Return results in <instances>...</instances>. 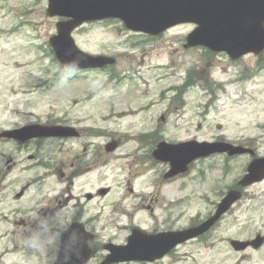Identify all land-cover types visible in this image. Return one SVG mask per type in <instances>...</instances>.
Here are the masks:
<instances>
[{
    "label": "rangeland",
    "instance_id": "1",
    "mask_svg": "<svg viewBox=\"0 0 264 264\" xmlns=\"http://www.w3.org/2000/svg\"><path fill=\"white\" fill-rule=\"evenodd\" d=\"M6 3L4 7L0 3V131L20 124L52 123L60 119L80 128L82 135L75 140L51 139L45 143L42 154L53 163L58 161L47 175L42 167L26 169L29 161H23L22 157L31 148L20 155L13 144L0 142V234L6 228L15 232L7 235L13 240L1 238L0 255L3 249L6 253L0 257V264H14L19 258L26 259L25 264H48L56 235L48 234L45 227L54 223L64 226L77 205L84 206L85 217L92 215L88 221L84 220L87 229L95 232L103 243L121 239L125 224L141 223L152 228L172 215L171 212L184 216L168 219L167 225L185 226L190 222L188 216L197 209L203 216L210 209L199 196L209 193L219 199L222 192L237 182L249 160L247 155L229 159L217 155L198 162L184 177L165 181L162 175L167 168L151 155L159 141H212L224 136L241 140L257 154L264 153V71L251 83L241 79L231 82L237 72L248 73L246 69L254 68L255 58L248 56L233 63L223 55L205 57L201 47L184 48L191 25H178L158 38L130 32L117 21H103L74 32L76 43L82 50L115 56L116 65L111 70L119 74L130 72V79H136L138 86L125 80L121 85L105 84L95 93L104 81L105 74L101 78L100 71L91 73L92 81L74 79L51 84L46 78L51 79L58 68L48 54L40 52L37 44L48 50V39L56 32L57 18L48 15L46 3L41 0L38 3L7 0ZM160 65L164 67L158 68ZM189 69L191 73L201 72L209 81L216 80L215 86H211L214 93L206 92L198 82L181 99L168 87L180 85L183 77L180 81L174 75L163 82L158 80L173 71L184 76ZM142 89L148 93H142ZM239 91H244V95L234 98ZM110 104L115 105L114 112H108ZM162 113L166 120L160 122L159 140L137 136L139 131L151 130L156 115ZM113 140L119 143L118 148L106 152L105 145ZM83 146L91 161L97 159L95 164L81 171L70 169V161L83 152ZM7 158L12 163L8 170ZM18 158L20 162L16 161ZM61 170L64 177L55 173ZM33 174L46 178L44 183L41 180L35 183H41L42 188H21ZM247 188L242 200L213 232V238L198 243V247H188L186 250L193 260L181 264H264V248L237 253L226 241L229 237H254L258 230L264 235V181ZM101 190H106V194L101 195ZM130 190L143 199L133 198ZM180 190L184 193H179ZM18 192H22L20 198H16ZM85 193L90 197L85 198ZM179 194L184 197V204L170 208L168 201ZM20 203L25 208L37 203L32 213L22 214L29 224L27 227L11 225L7 220L6 215H11ZM138 203V209L132 208ZM149 207L155 209L154 213L149 212ZM41 211L45 217L40 216L42 223L34 226L38 230L34 234L30 225ZM110 215L116 217V222H109ZM64 217L67 220L63 222ZM29 231L39 244L38 250L23 246ZM13 243L20 252H7L6 248ZM97 263L94 259L89 262Z\"/></svg>",
    "mask_w": 264,
    "mask_h": 264
},
{
    "label": "water",
    "instance_id": "2",
    "mask_svg": "<svg viewBox=\"0 0 264 264\" xmlns=\"http://www.w3.org/2000/svg\"><path fill=\"white\" fill-rule=\"evenodd\" d=\"M142 0H119L115 3H107V2H95L90 0V4L87 7L89 10H97L98 8L102 10V12L98 14H87V15H75V19L71 22V25L67 28H62L61 32L64 35L69 36V31L72 27H74L77 23H81L86 19H96L100 18V14L109 15H118L128 21V25L132 29L142 30L145 32H149L152 34L158 33L163 30L167 25H172L180 19H185L182 21H194L200 25V28H197L195 32H193L188 38V45H196L203 44L207 45L213 50L221 51L225 50L231 55L239 56L240 54L247 53L249 51L258 52L264 48V30L262 25L264 24V12L256 11V7L248 8L246 11L254 12L250 16L257 14L261 16V19L258 20V24L251 17H244L243 14L238 13L235 9V5L238 4L235 0L230 1L231 11L235 14L232 18V14L228 15L223 12L220 15L221 23L217 27L216 24L213 23V20H208L209 22H202L203 20H196L193 18V12L198 13L200 16V12L203 14L211 13L210 5L208 0H181V2L187 5L191 10L187 13H175L172 14L174 18L167 17L164 15L165 26H162L163 20L160 19V13L154 9H148L151 3V0H145L143 4L142 10H138L135 7V4ZM264 3V0H263ZM63 6L69 7L65 4V2L61 0H51L49 4V11L54 13L58 12L61 14H66L69 12L68 10H64ZM56 9V11H53ZM136 9V10H133ZM148 9V10H146ZM200 10V12H199ZM143 13L150 15L151 17L142 16ZM236 16V17H235ZM213 17V15H212ZM178 18V19H177ZM169 19V20H168ZM177 19V20H176ZM180 22V21H178ZM63 27V26H62ZM205 32H210L212 35H217V37H212L210 41L202 40L198 38V40H193L197 35L203 34ZM193 37V38H192ZM199 37V36H198ZM73 45V44H72ZM67 52L64 51L61 59L66 62ZM230 147L224 144L219 143H196L189 142L180 144L177 146H163L161 145L159 150L155 152V156L159 157L161 160L170 161L172 163V170L169 175H174L179 172L185 170L186 165L195 157L207 155L216 151H226L230 150ZM230 154L243 152L242 149H231ZM250 174L248 175H258L257 177H253L250 182L254 180H259L264 177V159H260L255 161L251 168ZM221 209L220 212H222ZM219 214L216 215L209 223L203 225L199 232L204 231L208 228L211 222L218 218ZM88 239V238H87ZM87 239H84L86 243ZM256 246L260 244V240L255 243ZM236 249L244 248L245 244H239L238 242H234ZM69 257L68 253H65V257H60L59 262L67 261ZM90 257V253H86V258H83L80 261V264H84L86 260ZM84 261V262H83ZM107 262V261H106Z\"/></svg>",
    "mask_w": 264,
    "mask_h": 264
},
{
    "label": "clouds",
    "instance_id": "3",
    "mask_svg": "<svg viewBox=\"0 0 264 264\" xmlns=\"http://www.w3.org/2000/svg\"><path fill=\"white\" fill-rule=\"evenodd\" d=\"M23 246L26 247L27 250H38L39 244L33 234H29L23 239Z\"/></svg>",
    "mask_w": 264,
    "mask_h": 264
},
{
    "label": "flooded vegetation",
    "instance_id": "4",
    "mask_svg": "<svg viewBox=\"0 0 264 264\" xmlns=\"http://www.w3.org/2000/svg\"><path fill=\"white\" fill-rule=\"evenodd\" d=\"M49 210V209H47ZM42 217L44 218L45 217V214H42ZM39 220H34V224H37Z\"/></svg>",
    "mask_w": 264,
    "mask_h": 264
}]
</instances>
